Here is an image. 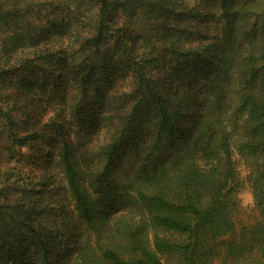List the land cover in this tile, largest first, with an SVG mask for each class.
<instances>
[{"label":"trees","instance_id":"obj_1","mask_svg":"<svg viewBox=\"0 0 264 264\" xmlns=\"http://www.w3.org/2000/svg\"><path fill=\"white\" fill-rule=\"evenodd\" d=\"M0 165V264H264V0H0Z\"/></svg>","mask_w":264,"mask_h":264},{"label":"rangeland","instance_id":"obj_2","mask_svg":"<svg viewBox=\"0 0 264 264\" xmlns=\"http://www.w3.org/2000/svg\"><path fill=\"white\" fill-rule=\"evenodd\" d=\"M24 152H30L28 149H25ZM23 165V163H21ZM2 167V165H0ZM29 169V168H27ZM240 175L241 178L244 180L247 177V170L243 167L240 166ZM38 177L42 175L41 171H38ZM239 199H240V207L238 210V213L236 215V223L238 226V229L241 227H250L254 226V223L257 220V213L254 210L253 207V202H252V195L251 191L249 188V185L245 182L244 187L242 188L240 194H239ZM69 210H72V205H69L68 207ZM63 221L61 224V229H63V235L66 236L68 234L67 229V222L69 221V216H63L62 217ZM214 264H226L223 260V257L218 259Z\"/></svg>","mask_w":264,"mask_h":264}]
</instances>
